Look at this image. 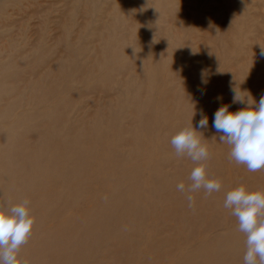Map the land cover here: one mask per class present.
<instances>
[{"label": "rangeland", "instance_id": "1", "mask_svg": "<svg viewBox=\"0 0 264 264\" xmlns=\"http://www.w3.org/2000/svg\"><path fill=\"white\" fill-rule=\"evenodd\" d=\"M262 49L264 0H0V204L35 221L18 264H244L223 205L264 170L212 122L245 107L231 89L264 96ZM192 125L222 184L195 209L176 187L198 165L171 145Z\"/></svg>", "mask_w": 264, "mask_h": 264}, {"label": "clouds", "instance_id": "2", "mask_svg": "<svg viewBox=\"0 0 264 264\" xmlns=\"http://www.w3.org/2000/svg\"><path fill=\"white\" fill-rule=\"evenodd\" d=\"M231 91V103L245 107L231 112L230 105H222L214 114L212 128L220 143L230 146L231 160L245 165L249 172L264 170V96L257 104L249 93L243 95V91L238 92L236 88ZM201 117L196 128L206 130L208 118L202 113ZM196 128L192 125L171 138L177 156L186 155L198 165L191 171L190 186L186 188L184 183H179L176 187L178 192L185 194L190 209H195L196 204L191 193L203 190L206 196H211L222 188L221 182L208 178L203 162L209 159L210 154L197 135L202 132ZM223 207L231 210V215L238 221V230L246 236L244 264H264V192L236 188L227 193ZM34 223L28 201L7 210L0 204V264H18L20 251L29 241Z\"/></svg>", "mask_w": 264, "mask_h": 264}, {"label": "bare ground", "instance_id": "3", "mask_svg": "<svg viewBox=\"0 0 264 264\" xmlns=\"http://www.w3.org/2000/svg\"><path fill=\"white\" fill-rule=\"evenodd\" d=\"M83 136H84V135H80V136H79V139H80V138H83ZM61 141L66 145V140H65V139L62 138ZM67 141H68V140H67ZM71 142H72V140H71ZM72 143H73V142H72ZM54 145L56 146V141L54 142ZM75 152H77V151H73L72 153H75ZM70 153H71V152H70ZM70 153H69V154H70ZM69 154H68V155H69ZM65 156H67V154H65ZM70 156H71V157H70V160H73V158L75 157L74 154H72V155H70ZM62 162H63V163H66V159H63ZM64 165H65V164H64Z\"/></svg>", "mask_w": 264, "mask_h": 264}]
</instances>
